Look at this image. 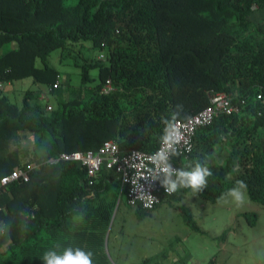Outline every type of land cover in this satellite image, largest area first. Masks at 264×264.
Masks as SVG:
<instances>
[{
  "label": "trees",
  "instance_id": "16d2710c",
  "mask_svg": "<svg viewBox=\"0 0 264 264\" xmlns=\"http://www.w3.org/2000/svg\"><path fill=\"white\" fill-rule=\"evenodd\" d=\"M255 12L264 13V0H0V179L18 170L29 176L1 189L0 264H43V253L57 245L91 250L93 264H114L105 236L117 201L126 203L118 175L101 167L90 178L79 163L50 161L95 152L108 140L120 155L152 153L168 133L165 123L199 113L218 93L239 113L215 116L195 133L188 158L171 160L188 170L206 162L207 186L161 193L160 203L194 192L214 204L243 181L264 210V16L254 22ZM86 42L103 59L74 56L83 97L67 100L69 74L47 59ZM10 43L17 47L4 50ZM107 80L112 91L104 95ZM24 81L20 102L10 100L4 88ZM35 86L47 89L53 107ZM23 133L33 136L29 150L20 145ZM221 144L225 161L207 162ZM129 208L138 220L151 213ZM179 212L198 231L191 213ZM243 217L250 227L258 221L256 213Z\"/></svg>",
  "mask_w": 264,
  "mask_h": 264
},
{
  "label": "rangeland",
  "instance_id": "374dc122",
  "mask_svg": "<svg viewBox=\"0 0 264 264\" xmlns=\"http://www.w3.org/2000/svg\"><path fill=\"white\" fill-rule=\"evenodd\" d=\"M263 16L264 13L255 12L251 19L254 22H258ZM83 44H75L73 47L63 51L54 50L47 59L48 65L56 69L61 76L69 74L70 86L67 87L64 94L67 100L83 97V87L80 85L79 70L74 66V56L79 55L85 58L103 56L101 51L91 50L88 47L89 43ZM16 47V43H10L4 46L3 49L9 50ZM91 75L95 77L96 71H92ZM96 81L90 85L95 84ZM28 84L27 81L17 82L12 88L4 89L10 92V94H7L10 100L20 102L22 92L27 88ZM33 88L40 90V99L48 102L53 107V102L49 101L50 97L46 88L39 86ZM20 145L28 150L32 148L33 136L28 133L21 134ZM187 200L189 204L193 205L190 197ZM179 207H183V204ZM216 212L217 218H219L217 221L213 222L211 220V214L204 216L201 220L198 219L196 222L201 233L193 234L187 242L183 243L188 255H190H186L188 257L186 258V263L208 264L210 261H213V263L215 261L216 264H254L257 260L256 258H261L264 262V239L256 240V243L253 241V238L258 237L264 231V219L256 223L253 228L244 226L241 221L234 226L237 236L229 238L228 233L224 235L226 220L220 215L219 210ZM164 222L172 227V231H178L181 227L186 226L181 223L182 219L178 217V213L174 212L167 213L161 217L149 216L145 219L137 220L133 211L126 207L124 201L121 202L117 214L114 215L112 225L107 230L109 235L105 252L109 260L114 264H141L147 257L159 255L164 251H168L170 247L178 250L179 245L176 244L177 241L175 239L169 238V234L161 235L158 232L165 225ZM224 243L226 248L222 249Z\"/></svg>",
  "mask_w": 264,
  "mask_h": 264
},
{
  "label": "built area",
  "instance_id": "2783aa9c",
  "mask_svg": "<svg viewBox=\"0 0 264 264\" xmlns=\"http://www.w3.org/2000/svg\"><path fill=\"white\" fill-rule=\"evenodd\" d=\"M253 9H255V6H253ZM99 58L103 59V56L100 55ZM57 85L58 82L55 83L54 87ZM111 91V82L107 80L102 88V93L107 95ZM238 113L239 108L232 104L226 94L218 93L211 96L208 107L190 118L176 120L173 123L178 130V135H175V140L178 143L174 144L178 155L174 156L187 159L193 149L195 133L198 129L209 126L215 116L218 114L230 116ZM168 135H173V133L168 132L166 136ZM166 136L160 141L157 149L152 153L133 150L126 155H120L117 142L108 140L95 152L88 151L84 154L81 152L62 153L58 156L57 160H52L50 163L59 160L79 163L86 168L87 175L90 178L95 177L101 167L114 170L120 179L121 189H124L126 192V204L132 208L139 207L145 211H153L160 204L159 195L161 193L166 196L174 193H167L161 187L159 181L153 179L158 174V169L153 163V157L161 149L168 147L165 139ZM19 180L27 182L29 180L28 173L18 170L1 178L0 194L2 187ZM1 232L2 229L0 228Z\"/></svg>",
  "mask_w": 264,
  "mask_h": 264
},
{
  "label": "crops",
  "instance_id": "0c3cea01",
  "mask_svg": "<svg viewBox=\"0 0 264 264\" xmlns=\"http://www.w3.org/2000/svg\"><path fill=\"white\" fill-rule=\"evenodd\" d=\"M13 86H15V85H13ZM13 86L10 85L6 88L10 89ZM4 91H5V89H4ZM5 93L10 94L9 91H5ZM227 154L228 153H227L226 148L224 147L223 144H221L220 147H217L205 159L207 162H210V163H213L216 165H221L225 161ZM243 191H245V190H243ZM188 195H191L189 197L192 199L191 202L193 203V205L188 203V200H187L189 198ZM109 203H110V201L108 199H106L105 204L107 205ZM120 204L121 203L118 200L116 203V206H115L116 209H114L112 217H111L110 227H111L112 222L114 220V215L117 214V211H118V208L120 207ZM181 204H183V207H179ZM125 205L128 209H130L126 203H125ZM189 206H191L193 208L191 209V207H189ZM179 209H184V210H187L191 213L193 221L195 222L198 231H193L188 227V225L185 223L182 215L180 214ZM212 209H215V210H212ZM130 210H132V209H130ZM217 210H219L220 215L222 217H224L226 220V224L224 225V228H225V230H229V233H228L229 238H231V237L233 238V237L237 236V233L235 231L234 226L236 224H239L241 221L244 224V226L249 227V228H253V227H250L247 225V222H246L245 218L243 217L244 213H256V214H258L257 223H259V221L261 219H264V210L261 209L256 203H254L248 199L246 191H245V198L242 202H237L232 196L227 194L219 202L212 204V203H209V202L202 200L194 192H189L180 200L171 201V202L166 201L162 204L160 203L153 211H151L149 216L161 217V216L166 215L167 213H171V212L178 213V217H180L182 219L181 223H183V225H186V226L181 227L180 230H178V231H172V227L170 225H168L166 222H164L165 225L162 226L158 230V232H160L161 235L162 234H169L170 235L169 238L175 239L177 241L176 244H178L179 246L177 248L178 250L171 249V247H170V249H168V251H164L163 252L164 256L162 258H158L156 260L155 264H176L179 262H183L182 264H187L186 258H188V257H186V255H188V253H187L185 247L183 246V243L187 242L188 239L191 238L193 234L201 233L200 229L197 226V222H196V221H198V219L201 220L204 216L211 214V217H212L211 220L213 222L217 221L219 219V218H217L218 216L216 215ZM212 211H214L215 213ZM114 212H115V214H114ZM149 216H147V217H149ZM166 225H168V226H166ZM110 227L108 229H110ZM149 238L151 239V237H149ZM107 239H108V236H107ZM263 239H264V231H262L258 237L253 238V241L256 243V240H263ZM106 242H107V240H106ZM105 248H106V243H105ZM225 248L226 247H225V243H224L222 245V249H225ZM161 254H159V255H161ZM159 255H156V256H159ZM188 256H190V255H188ZM150 257H155V255L150 256ZM150 257H147V258H150ZM256 259L257 260L255 261L254 264H264V262L262 261L261 258H256ZM211 262H212V264H216L215 261H214V263H213V261H211Z\"/></svg>",
  "mask_w": 264,
  "mask_h": 264
},
{
  "label": "clouds",
  "instance_id": "9594fccd",
  "mask_svg": "<svg viewBox=\"0 0 264 264\" xmlns=\"http://www.w3.org/2000/svg\"><path fill=\"white\" fill-rule=\"evenodd\" d=\"M166 131L173 133V135L166 136V142L168 147L161 149L153 157V163L158 169V174L153 177L154 180H158L161 187L167 193H173L180 187L191 188L194 191H200L207 186V177L212 175L207 163L200 161L194 162L190 165V170L173 167L171 158L174 155H178L175 143V135H178V130L175 124L167 122ZM151 171V170H150ZM246 185L243 181H237V186L229 190L228 194L232 196L237 202H242L245 198ZM84 219L83 215L79 217V220ZM41 260L43 264H93V252L91 250H85L81 247L68 246L60 248L58 245L46 250Z\"/></svg>",
  "mask_w": 264,
  "mask_h": 264
},
{
  "label": "water",
  "instance_id": "95a60500",
  "mask_svg": "<svg viewBox=\"0 0 264 264\" xmlns=\"http://www.w3.org/2000/svg\"><path fill=\"white\" fill-rule=\"evenodd\" d=\"M107 236H108V232H107L106 237H105V243H106V240H107Z\"/></svg>",
  "mask_w": 264,
  "mask_h": 264
}]
</instances>
